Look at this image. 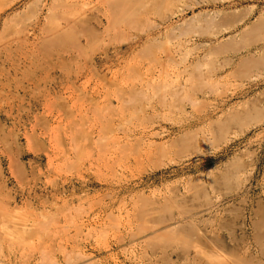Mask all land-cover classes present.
<instances>
[{"label": "rangeland", "instance_id": "obj_1", "mask_svg": "<svg viewBox=\"0 0 264 264\" xmlns=\"http://www.w3.org/2000/svg\"><path fill=\"white\" fill-rule=\"evenodd\" d=\"M91 1L0 0V264H264V0H152L64 51Z\"/></svg>", "mask_w": 264, "mask_h": 264}, {"label": "bare ground", "instance_id": "obj_2", "mask_svg": "<svg viewBox=\"0 0 264 264\" xmlns=\"http://www.w3.org/2000/svg\"><path fill=\"white\" fill-rule=\"evenodd\" d=\"M123 2H120L119 4H118V2H116V0H93V1H91V2H89V5H90V7H88L87 9L86 8H84V6H82V8H80L79 10H77L76 11V9H75V11L73 10V13L74 14H72L73 15V19H71V20H69V22H67L66 23V25H58V27L56 28L55 27V32L54 31H52L54 28H52V27H54L56 24H51L50 26H52V25H54V26H52L51 28H52V32H53V36H54V38L52 37V41L54 42V44H58L61 48L63 47H66L67 46V44H71V45H73L74 47H76V49H81V50H83V49H85L87 46L86 45H88V44H92L93 43V45L98 41V40H100V39H102L103 38V36L105 35L106 36V34L109 36V38L111 39V41H114L113 40V38H112V34L115 32L116 33V31L118 30V27L119 26H121L122 25V23L123 22H127V21H129L130 23H134V22H136V24L137 23H139V22H141L143 19H145L146 20V18H144L145 16H146V14L149 12V9H150V5H149V3L150 2H152V0H137L138 2H135V0H133L134 2H129V1H126V0H122ZM154 1V0H153ZM79 3V2H78ZM115 3H117V4H115ZM76 4V3H75ZM63 5H65V4H63ZM68 5H70V4H68ZM89 5H87V3H86V6H89ZM70 6H72L73 7V5H70ZM77 6V5H76ZM76 6H74V7H76ZM79 6V5H78ZM113 7H114V9H113ZM152 8V7H151ZM69 9H72V8H70L69 7ZM150 10H153V9H150ZM93 13V12H97V13H101V14H99V16H101V17H97V16H95V15H90V13ZM151 12V11H150ZM96 13V14H97ZM94 14V13H93ZM150 16V15H149ZM103 17L105 18V20L103 19ZM146 17H148V16H146ZM66 20V19H65ZM144 20V21H145ZM68 21V20H67ZM143 22V21H142ZM53 23H56L55 21L53 22ZM58 23V22H57ZM60 24V23H59ZM48 25V24H47ZM49 26V25H48ZM47 27V26H46ZM50 27H48V29H49ZM44 29V28H43ZM47 28H46V30H48ZM45 30V31H46ZM49 32H50V30H49ZM47 34H50L51 35V33H47ZM49 37H51V36H49ZM48 38V37H47ZM81 39H84V41H85V44L83 45L82 44V42H81ZM104 41V40H103ZM103 41H101V43L103 42ZM48 42H51V41H48ZM42 43H44V42H42ZM52 43V42H51ZM100 43V42H99ZM47 44V43H46ZM53 44V43H52ZM52 44H47L46 45V48L49 46V45H52ZM98 44V43H97ZM97 44H95V46H97ZM109 44H111V43H109ZM53 47H55V45H52ZM92 46V45H91ZM164 46H166V45H164ZM169 46V45H168ZM173 47V46H172ZM43 48V47H42ZM51 48V46H49L48 47V49H50ZM62 48V49H63ZM90 48V47H89ZM169 48V47H168ZM167 48V49H168ZM71 49L72 50H74L72 47H71ZM91 49H94V48H91ZM64 50V49H63ZM66 50V49H65ZM64 50V51H65ZM69 50V48H67V51ZM77 50V51H78ZM166 50V49H165ZM70 51V50H69ZM76 51V50H75ZM89 51H90V49H89ZM96 51V50H95ZM117 51V50H116ZM167 51V50H166ZM164 52V51H163ZM52 53V52H51ZM56 53H57V51H56ZM66 53V52H65ZM85 54H86V51L84 52ZM92 53L94 54V52H93V50H92ZM156 53V52H155ZM176 53V52H175ZM44 54V53H43ZM48 54H50V53H48ZM67 54V53H66ZM92 54V55H93ZM68 55H70V56H73V52L71 53V52H68ZM77 55V54H76ZM154 55V54H153ZM46 56H48V55H46ZM58 56H59V53H58ZM168 56V55H167ZM40 57V56H39ZM50 57V56H49ZM78 57V56H77ZM155 58H157L156 56H154ZM52 58V57H51ZM72 58V57H71ZM92 58V57H91ZM153 58V57H152ZM168 59V58H167ZM62 60H64V59H62ZM92 60V62L93 63H95V61H94V58H92L91 59ZM174 60H176V59H174V56H173V59L171 60V61H174ZM156 61H158V63H160V61H159V59L157 58V60ZM167 61H169V60H167ZM38 62V61H37ZM64 62V61H63ZM69 62V61H68ZM77 62V61H76ZM91 62V63H92ZM177 62V61H176ZM59 63V62H58ZM157 63V64H158ZM164 63V62H163ZM169 63V62H168ZM79 64V63H78ZM93 65V64H92ZM95 66L97 65V64H94ZM165 65V64H164ZM43 66V65H42ZM60 66V65H59ZM76 66H79V65H76ZM53 67V66H52ZM54 67H55V65H54ZM53 67V68H54ZM62 67H63V65H62ZM91 67V66H90ZM161 67V66H160ZM167 67V66H166ZM35 68V67H34ZM56 68H57V66H56ZM66 68V67H65ZM94 68H96V67H94ZM137 68V67H136ZM64 69V68H63ZM71 69V68H70ZM79 69V68H78ZM66 70V69H65ZM133 70H135V69H133ZM94 71H97V68L94 70ZM94 73V72H93ZM140 74H141V72H140ZM142 74H144V73H142ZM165 74V73H164ZM138 75V74H137ZM169 75V74H168ZM168 75H167V77H168ZM144 76H145V74H144ZM170 77V76H169ZM137 78H140V77H137ZM136 78V79H137ZM142 78H144L143 76H142ZM133 80H135V79H133ZM132 80V81H133ZM143 80V79H142ZM165 81V80H164ZM172 81V80H171ZM148 82V81H147ZM114 83V82H113ZM140 83V82H139ZM163 83V82H162ZM173 83V82H172ZM74 84V83H73ZM171 84V83H170ZM72 85V84H71ZM175 85V84H174ZM171 86H173V85H171ZM170 86V87H171ZM178 86H180V85H178ZM118 87V86H117ZM116 87V88H117ZM156 87V86H155ZM154 87V88H155ZM161 87V86H160ZM169 87V88H170ZM74 88V87H73ZM85 88V87H84ZM136 88V87H135ZM169 88H167V89H169ZM172 88V87H171ZM153 89V88H152ZM165 90V89H164ZM61 91V90H60ZM87 91V90H86ZM121 91H124V90H121ZM162 90H160V92H161ZM165 91H170V90H165ZM172 91V90H171ZM173 91H174V89H173ZM57 92V91H56ZM144 92V91H143ZM162 93H163V91H162ZM165 94V93H164ZM177 94V93H176ZM60 101H62V100H60ZM54 102V101H53ZM56 103V102H55ZM56 106V105H55ZM58 106V105H57ZM60 109V108H59ZM62 109V108H61ZM72 110V109H71ZM80 110V109H79ZM61 111V110H60ZM63 111V110H62ZM72 114V113H71ZM74 114V113H73ZM75 115V114H74ZM73 116V115H72ZM85 116H86V114H85ZM111 116V115H110ZM72 119V118H71ZM81 119V118H80ZM105 119V118H104ZM112 119V118H111ZM84 120V119H83ZM106 120V119H105ZM108 121H110V118H109V120ZM103 122V121H102ZM40 123H41V121H40ZM101 123V122H100ZM110 123V122H109ZM109 123H108V125H106V126H109ZM112 125V124H111ZM47 126V125H46ZM60 126H62V124L60 125ZM76 126V125H75ZM87 126V125H86ZM249 126V125H248ZM71 127V126H70ZM76 127H78V126H76ZM110 127V126H109ZM109 127L106 129V130H108L109 129ZM87 128V127H86ZM42 129V128H41ZM44 129V128H43ZM83 129H85V128H83ZM82 128H81V130H83ZM105 130V129H104ZM61 131V130H60ZM90 131V130H89ZM66 132V131H65ZM77 132V131H76ZM89 136H90V134H89ZM88 136V134L87 135H85V138H87V137H89ZM134 136H136V135H134ZM14 137V136H13ZM31 137V136H30ZM33 137V136H32ZM83 137V136H82ZM59 138V137H58ZM91 138V137H90ZM1 139V138H0ZM88 139V138H87ZM5 140V139H4ZM35 139H33L32 141H34ZM77 140H78V138H77ZM76 140V141H77ZM82 140V139H81ZM85 140V139H84ZM83 140V142H85ZM1 141V140H0ZM11 142V141H10ZM4 144V143H3ZM16 144V143H15ZM80 144V143H79ZM78 145V144H77ZM5 146H7V145H5ZM35 149V148H34ZM41 149V148H40ZM85 149V148H84ZM78 150V149H77ZM77 150H76V152H77ZM65 151V150H64ZM11 152V151H10ZM83 152V151H82ZM22 154V153H21ZM77 154V153H76ZM82 154V153H81ZM80 154V156H82ZM86 154V153H85ZM18 155V154H17ZM48 156H49V154H47ZM69 155V154H68ZM102 155V154H101ZM83 156H85L84 154H83ZM78 158V157H77ZM82 158V157H81ZM80 158V159H81ZM79 159V158H78ZM103 159V158H102ZM121 159V158H120ZM98 160V159H97ZM20 162V161H19ZM71 162V161H70ZM74 162V161H73ZM79 162V161H78ZM79 164V163H78ZM23 167V166H22ZM76 168V167H75ZM25 171V170H24ZM5 194V193H4ZM8 195V194H7ZM14 198V197H13ZM6 199V198H5ZM7 200V199H6ZM8 202V201H7ZM154 202V201H153ZM152 202V203H153ZM156 203V202H155ZM150 205V204H149ZM156 205V204H155ZM148 206V205H147ZM152 208H153V205H150ZM157 206V205H156ZM208 207V206H207ZM8 208V207H7ZM147 208V207H146ZM150 208V207H149ZM162 208V207H161ZM9 209V208H8ZM157 209V208H156ZM202 209V208H201ZM24 210V209H23ZM158 210V209H157ZM18 211H20V210H18ZM103 211V210H102ZM6 212V211H5ZM140 212V211H139ZM151 212V211H150ZM153 212V211H152ZM186 212V211H185ZM8 214H10V213H8ZM153 214V213H152ZM152 214H148L147 212L145 213V215H143V219L145 218V220L146 219H150L153 215ZM5 215H7V213L5 214ZM28 215H29V213H28ZM141 215H142V213H141ZM158 215V214H157ZM3 215H1V218H3L2 217ZM13 216V215H12ZM160 216V215H159ZM158 216V217H159ZM182 216V215H181ZM5 217H7V216H5ZM140 217V216H139ZM154 217V216H153ZM157 216L155 215V218H156ZM177 217V216H176ZM27 218V217H26ZM168 218V217H167ZM3 219H6V218H3ZM2 219V220H3ZM141 219V218H140ZM159 219H161V218H159ZM194 219V218H193ZM2 220H0V221H2ZM131 220V219H130ZM138 220V219H137ZM142 220V219H141ZM151 220V219H150ZM153 220V219H152ZM151 220V221H152ZM155 220V219H154ZM166 220V219H165ZM172 220V219H171ZM4 221V220H3ZM12 221V220H11ZM16 221V220H15ZM147 221V220H146ZM5 222V221H4ZM23 221H22V219H21V221H20V223L19 224H21ZM26 222H28V221H26ZM130 222V221H129ZM144 222V224L143 225H146V224H148V222L147 223H145V221L143 220L142 221V223ZM163 222V221H162ZM161 222V223H162ZM166 222V221H165ZM170 222V221H169ZM142 223H141V225H142ZM153 223V222H152ZM157 223H158V221H157ZM18 224V223H17ZM26 224V223H25ZM154 224V223H153ZM155 224H156V222H155ZM163 224V223H162ZM166 224V223H165ZM24 225V224H23ZM22 225V226H23ZM118 225V224H117ZM124 225V224H123ZM158 225H159V223H158ZM10 227H11V225H9ZM8 226V227H9ZM16 226V225H15ZM19 226H21V225H19ZM173 226V224L172 225H166L165 227H164V229H161V228H159V227H156L155 228V226L153 227H149L150 228V230L153 232V233H155V232H157V233H160V235H162V233H161V231L162 230H164V234H165V232L168 230V229H166V228H171ZM140 228H141V226H139ZM178 227V226H177ZM19 228H21V227H19ZM117 228V227H116ZM148 228V227H147ZM148 228V229H149ZM155 229V230H157V231H153V229ZM169 228V229H170ZM179 228V227H178ZM119 229V228H118ZM129 229H131V228H129ZM134 229V228H133ZM143 229V228H142ZM141 229V230H142ZM15 230H17V229H15ZM15 230L13 229V231H14V233L13 234H15ZM140 230V231H141ZM166 230V231H165ZM172 230V229H171ZM138 231V230H137ZM160 231V232H159ZM176 231V230H175ZM21 232V231H20ZM25 232H27V231H25ZM114 232V231H113ZM147 232V231H146ZM149 232V231H148ZM163 232V231H162ZM168 232H169V230H168ZM168 232H166V233H168ZM171 232V231H170ZM177 232V231H176ZM178 232H179V230H178ZM182 232V231H181ZM28 233H29V231H28ZM27 233V234H28ZM145 233V232H144ZM152 233V234H153ZM157 233H156V235H157ZM171 234V233H170ZM3 235V234H2ZM89 235V234H88ZM116 235V234H115ZM131 235V234H130ZM134 235V236H133ZM132 235V237H133V239L134 238H136L138 235H136L135 233ZM143 235V234H142ZM153 235H155V234H153ZM172 235H173V233H172ZM176 235H178V234H176ZM179 235H181V234H179ZM11 236V235H10ZM150 236V235H149ZM152 236V235H151ZM150 236V237H151ZM175 236V235H174ZM197 236V235H196ZM22 237V236H21ZM131 237V236H130ZM131 237V238H132ZM139 237H141V233H140V236ZM6 238V237H5ZM5 238H3L2 237V239H5ZM143 239H145V238H148V236L147 237H142ZM142 238L140 239V241L142 240ZM154 239L155 238H157V237H153ZM184 238V237H183ZM8 239H10L9 237H8ZM177 239H180V238H177ZM177 239H176V241H177ZM192 239H194V238H192ZM6 240H7V238H6ZM11 240V239H10ZM119 240V239H118ZM122 240H123V238H122ZM139 240V239H138ZM150 240V239H149ZM189 240V239H188ZM144 241V240H143ZM151 241V240H150ZM153 241V240H152ZM181 241V240H180ZM183 241V240H182ZM205 241V240H204ZM202 239H196V240H193V241H190L189 243L190 244H188V241L186 242L187 244V246H188V248L190 247V249L193 251V255H195V256H198L197 258H199V257H201V258H203V259H205V260H207V262L209 263V264H230L229 262H231V264H233L232 262L234 261L235 263L234 264H246V260L245 259H243V257H241L240 258V256L239 257H237L238 258V260L236 259V257L234 258V259H236V260H233L232 261V259L230 258V259H227V258H223V257H220L219 255L218 256H216V254L214 253H212L211 252V250H210V246L209 245H206V243L204 242ZM123 242V241H122ZM136 243V242H135ZM132 246V245H131ZM209 246V247H208ZM189 249V250H190ZM185 250V249H184ZM183 253V252H182ZM181 253V254H182ZM184 253H186V250H185V252ZM183 253V254H184ZM189 254V253H188ZM93 255V254H92ZM186 255V254H185ZM193 255H192V257H193ZM231 255H233V256H235L234 254H231ZM187 257V256H186ZM224 257H226V255L224 256ZM227 257H229V256H227ZM231 257V256H230ZM86 259H84L83 258V260L81 259L80 260V263L79 264H83V263H87L88 264V261H89V259H88V257H85ZM239 258L241 259V261L239 260ZM246 258V257H245ZM186 260V259H185ZM195 260H196V258H195ZM201 259H199V261H200ZM229 260V261H228ZM74 261V260H73ZM77 261V260H76ZM198 261V262H199ZM188 262H190V261H188ZM259 262V261H258ZM256 263V262H255ZM74 264H76V263H74ZM92 264V263H91ZM248 264V263H247ZM254 264V263H253Z\"/></svg>", "mask_w": 264, "mask_h": 264}]
</instances>
